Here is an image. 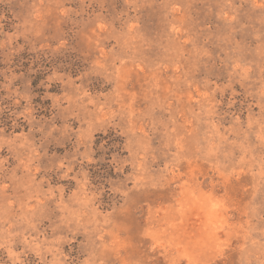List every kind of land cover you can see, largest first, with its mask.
I'll list each match as a JSON object with an SVG mask.
<instances>
[{
    "label": "rangeland",
    "instance_id": "374dc122",
    "mask_svg": "<svg viewBox=\"0 0 264 264\" xmlns=\"http://www.w3.org/2000/svg\"><path fill=\"white\" fill-rule=\"evenodd\" d=\"M0 264H264V0H0Z\"/></svg>",
    "mask_w": 264,
    "mask_h": 264
}]
</instances>
